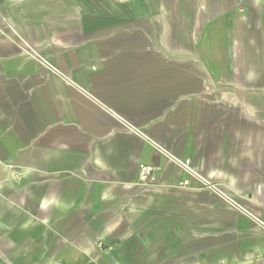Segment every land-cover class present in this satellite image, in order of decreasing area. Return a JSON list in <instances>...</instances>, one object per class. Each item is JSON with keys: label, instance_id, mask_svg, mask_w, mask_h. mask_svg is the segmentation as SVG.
<instances>
[{"label": "crops", "instance_id": "crops-1", "mask_svg": "<svg viewBox=\"0 0 264 264\" xmlns=\"http://www.w3.org/2000/svg\"><path fill=\"white\" fill-rule=\"evenodd\" d=\"M0 264H264V0H0Z\"/></svg>", "mask_w": 264, "mask_h": 264}, {"label": "built area", "instance_id": "built-area-1", "mask_svg": "<svg viewBox=\"0 0 264 264\" xmlns=\"http://www.w3.org/2000/svg\"><path fill=\"white\" fill-rule=\"evenodd\" d=\"M183 165L185 166V168L189 170L190 160L186 159L183 162ZM159 170H160V167H157V166H146V165L142 166L141 171L139 173V181L143 182L144 184L150 185L152 182L159 180V177H160ZM97 246L101 250L105 249V247L112 248L111 246H106L101 240L97 242Z\"/></svg>", "mask_w": 264, "mask_h": 264}]
</instances>
